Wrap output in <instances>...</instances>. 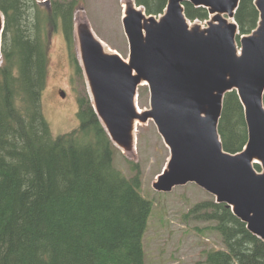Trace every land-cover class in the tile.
Returning <instances> with one entry per match:
<instances>
[{"label": "trees", "instance_id": "1", "mask_svg": "<svg viewBox=\"0 0 264 264\" xmlns=\"http://www.w3.org/2000/svg\"><path fill=\"white\" fill-rule=\"evenodd\" d=\"M84 0H0L5 17L0 64V264H145L143 239L153 202L140 192L142 174L115 164L121 153L94 111L76 53L74 18ZM159 16L168 0H134ZM255 0H240V35L259 23ZM188 20L206 21L207 9L186 2ZM62 33L74 76L78 127L54 137L43 111L51 37ZM239 39V37H238ZM72 79V84L75 82ZM141 96V95H140ZM218 134L235 155L248 143L244 107L236 91L224 97ZM256 170L261 171L259 166ZM186 220L207 224L222 248L199 264H264V242L214 197L196 203Z\"/></svg>", "mask_w": 264, "mask_h": 264}, {"label": "water", "instance_id": "2", "mask_svg": "<svg viewBox=\"0 0 264 264\" xmlns=\"http://www.w3.org/2000/svg\"><path fill=\"white\" fill-rule=\"evenodd\" d=\"M186 2L214 15L207 29H190ZM239 3L168 0L157 20L129 1L123 18L128 62L106 52L89 29L79 33V49L95 112L114 144L131 149L134 122L151 119L169 147L171 159L154 189L171 192L194 183L264 242V0L254 2L260 21L251 35L241 37V55L238 25L224 17L234 19ZM4 24L0 14V43ZM143 82L151 109L140 113L135 99ZM232 91L244 107L248 129L246 148L236 155L224 151L218 134L224 97Z\"/></svg>", "mask_w": 264, "mask_h": 264}, {"label": "rangeland", "instance_id": "3", "mask_svg": "<svg viewBox=\"0 0 264 264\" xmlns=\"http://www.w3.org/2000/svg\"><path fill=\"white\" fill-rule=\"evenodd\" d=\"M43 1V0H42ZM124 0H84L76 14L75 33L90 29L101 41L104 50L117 53L129 60V44L122 23ZM126 3L129 0H125ZM207 27L206 22H198ZM49 75L43 95L44 113L54 137L77 128V98L82 87L75 77L67 55L66 43L60 33L51 37ZM240 51V43L237 42ZM64 90L65 98L59 94ZM138 103L142 111L150 109V94L147 87L140 86ZM115 157V164L126 176L131 177L127 161L139 165L142 174V196L153 202V210L144 235L145 264H199L205 260L204 251L221 249L220 236L215 231L201 234L207 224L186 220L184 215L196 203L211 198L195 184L176 187L170 193L153 190V184L167 165L170 152L165 146L152 120L141 123L134 134L131 149Z\"/></svg>", "mask_w": 264, "mask_h": 264}, {"label": "bare ground", "instance_id": "4", "mask_svg": "<svg viewBox=\"0 0 264 264\" xmlns=\"http://www.w3.org/2000/svg\"><path fill=\"white\" fill-rule=\"evenodd\" d=\"M123 7H125L126 10L128 9V5L126 4L125 0L123 1ZM213 17H214V15H212V18H213ZM211 21H213V20H211ZM227 21H229V20H227ZM188 25H189L190 29H192V28L195 27V26H199L198 22L189 23ZM143 85H146V83L143 82ZM139 112L142 113V110L140 109ZM139 124H140L139 121L136 120V121L134 122V128L137 129V127H138ZM135 131H136V130L134 129V133H133V134H135ZM255 163H259V162L256 161Z\"/></svg>", "mask_w": 264, "mask_h": 264}]
</instances>
